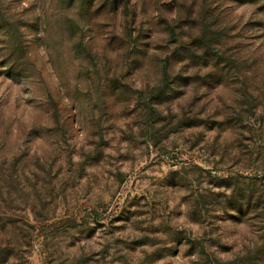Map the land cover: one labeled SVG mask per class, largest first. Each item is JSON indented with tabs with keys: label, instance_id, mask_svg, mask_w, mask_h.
<instances>
[{
	"label": "rangeland",
	"instance_id": "obj_1",
	"mask_svg": "<svg viewBox=\"0 0 264 264\" xmlns=\"http://www.w3.org/2000/svg\"><path fill=\"white\" fill-rule=\"evenodd\" d=\"M0 219V264H264V0H0Z\"/></svg>",
	"mask_w": 264,
	"mask_h": 264
},
{
	"label": "trees",
	"instance_id": "obj_2",
	"mask_svg": "<svg viewBox=\"0 0 264 264\" xmlns=\"http://www.w3.org/2000/svg\"><path fill=\"white\" fill-rule=\"evenodd\" d=\"M1 220L2 219H0V223H3L4 221L2 222ZM6 224H7V222H4V225H6ZM14 226H15V222L13 221V227L12 228H14ZM6 230H7V226H1L0 227L1 233H4ZM14 246H16L15 242H7L6 246L0 247V261H2L4 263L6 262V260L8 259L9 255L13 252V250L15 251Z\"/></svg>",
	"mask_w": 264,
	"mask_h": 264
}]
</instances>
